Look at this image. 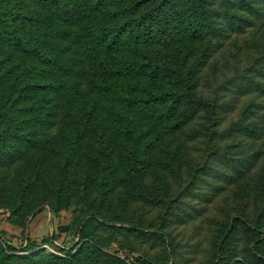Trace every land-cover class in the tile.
I'll use <instances>...</instances> for the list:
<instances>
[{
    "label": "rangeland",
    "instance_id": "1",
    "mask_svg": "<svg viewBox=\"0 0 264 264\" xmlns=\"http://www.w3.org/2000/svg\"><path fill=\"white\" fill-rule=\"evenodd\" d=\"M125 1L107 0L97 17ZM176 4V10L186 7L185 0ZM203 5L207 31L200 39L141 47V57H172L178 77L152 84L171 88L183 100L170 120L141 125L149 133V151L139 176L126 174L124 147L113 149V180L104 188H77L74 178L84 171L77 175L78 166L70 167L68 196L58 211L47 207L29 219L28 236L38 247L17 252L14 264H59L66 255L57 246L76 254V264H264V0ZM124 17L108 18V24ZM22 160L0 167V204L17 187L30 190L25 183L32 166ZM92 166L100 168L99 162ZM46 185H35L27 198L19 193L27 202L23 221L43 205ZM93 211L141 232L98 225L90 242L77 245L75 220ZM10 218L0 214V234L21 246L22 225ZM39 253L53 260H29Z\"/></svg>",
    "mask_w": 264,
    "mask_h": 264
},
{
    "label": "trees",
    "instance_id": "2",
    "mask_svg": "<svg viewBox=\"0 0 264 264\" xmlns=\"http://www.w3.org/2000/svg\"><path fill=\"white\" fill-rule=\"evenodd\" d=\"M106 2L0 0V167L22 159L32 166L25 183L30 190L17 187L0 204V214H9L22 225L25 240L14 246L0 234V264H14L17 252L38 247L28 236L29 219L47 207L61 208L73 165L78 166L77 175L84 171L74 178L77 188L86 191L94 183L104 188L113 180L108 167L113 149L124 147L126 174L139 176L149 151L144 136L149 133L141 125L155 118L170 120L183 100L171 88L152 84L176 76L178 71L169 63L172 57H141V47L200 39L207 31L203 0H185L183 10L175 9L176 0H126L98 18ZM116 16L125 17L108 24L107 19ZM203 60L200 55L198 62ZM97 162L100 168L94 170ZM41 182L47 184L43 205L23 221L27 202L19 193L27 198ZM49 191L55 198L48 196ZM75 224L77 245L90 242L98 225L141 232L137 225L101 211L90 212ZM57 250L66 255L59 264H76V254L64 247ZM216 253L220 260L221 246ZM47 257L39 253L29 260H53Z\"/></svg>",
    "mask_w": 264,
    "mask_h": 264
}]
</instances>
